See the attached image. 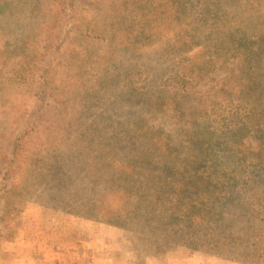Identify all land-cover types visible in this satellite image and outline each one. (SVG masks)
Returning <instances> with one entry per match:
<instances>
[{
  "label": "rangeland",
  "instance_id": "1",
  "mask_svg": "<svg viewBox=\"0 0 264 264\" xmlns=\"http://www.w3.org/2000/svg\"><path fill=\"white\" fill-rule=\"evenodd\" d=\"M188 1L185 22H179L188 29L187 23L193 21L195 28L180 32L178 19L163 21L160 16L165 1L0 0V164L24 115L37 109L35 83L48 82L51 87L46 103L39 107L42 122L36 140L17 161L10 178L11 194L0 205V264H243L191 249L181 233V242L165 240L164 215L154 207L156 203H141L143 214L138 217L124 204L123 194L109 184V177L116 173L107 164L120 157L109 154L106 144L115 141L128 118L142 115L140 109L148 116V124L162 132L156 136H170L164 155L167 162L176 158L174 163L183 165L192 159L189 134L168 115L141 108L143 99H154V84L163 87L171 74L163 50L180 47L182 33L198 37L181 47L196 54L211 23L224 20L226 13L239 16L248 6L243 0ZM59 30L65 47L54 59L47 46L49 37ZM136 36L135 46L123 41ZM116 45L119 55L100 66L102 57ZM207 54L217 56L214 49ZM237 58H227L198 76L190 84L193 99L217 111L227 108L221 98L240 84ZM258 66L264 81V52ZM122 79L125 85L121 86L133 84L138 94L117 86L115 82ZM260 100L262 111L264 94ZM245 120L248 124L249 119ZM262 121L260 113L253 116L249 136L242 140L254 155L264 147ZM48 137L55 139L48 141ZM255 160L257 156L248 161L254 164ZM38 166L41 171L48 168L46 176L36 174ZM120 189L128 191L124 194L128 197L133 193L147 198L154 193L145 183L132 181ZM247 193L264 201L260 188ZM102 214L120 216V226L98 219L105 218Z\"/></svg>",
  "mask_w": 264,
  "mask_h": 264
},
{
  "label": "trees",
  "instance_id": "2",
  "mask_svg": "<svg viewBox=\"0 0 264 264\" xmlns=\"http://www.w3.org/2000/svg\"><path fill=\"white\" fill-rule=\"evenodd\" d=\"M159 1H165L160 13L163 21L178 19L180 32L195 28L193 21L187 23L191 26L188 29L179 22H185V10L191 6L188 0ZM243 1L247 3V11L239 16L226 13L224 20L210 24L208 33L202 37L198 53L190 55L181 48L182 44L193 43L198 38L192 32L180 35V47L164 49L167 54L164 63L172 72L163 87L154 84L153 88L157 91L154 99H143L141 108L151 107L155 112L168 115L176 126L184 129L192 138L194 154L188 164L176 165V158L171 163L164 159L170 148V136H156V132H162L148 124V116L140 109L142 115L128 118L117 130L115 141L106 144L109 154L120 157L118 160L111 159L107 167H114L112 170L116 173L109 177L112 181L109 184L115 185L118 189L116 193L123 194L124 204L130 206L138 217L143 214L141 203H156L154 207L164 215L162 230L164 237H167L165 240L181 242L182 238L178 236L182 235L191 249H204L243 264H264V201L258 202L260 198L247 193L255 187L264 191V147L258 148L257 155H254L256 152L248 144L242 143L249 136L253 116L260 113L264 125V109L259 111L258 107L264 94V81L258 76V63L264 52V0ZM136 37H126L123 41L128 46H135L139 38ZM49 38L47 47L56 55L55 59L65 47L64 36L59 30ZM210 49L216 50L217 56L207 54ZM119 50L118 45L110 48L107 55L102 57L100 66H104L105 59L118 56ZM73 57L77 61V56ZM232 57H238L240 71L236 77L240 84L221 98L227 108L217 111L218 108L198 98L194 100L190 84L198 76L207 74ZM115 83L121 86L124 81L122 79V83ZM121 87L124 92L138 94L133 84ZM35 88L37 109H31L24 115L23 124L12 136L5 152V161L0 164V205L11 194L10 178L15 174L17 161L30 150L42 122V108L39 107L46 103L51 87L48 82H36ZM87 89L86 86L84 90ZM245 118L249 119L248 124ZM54 139L47 138L48 141ZM100 148L104 149L102 146ZM254 156H257V160L252 164L248 160ZM42 168L41 171L40 166L36 167V174L42 172L40 176H46L48 168ZM131 181L152 187L153 195L147 198L134 197L133 193L129 197L124 195L128 191L120 188L122 184L130 185ZM182 187L187 192L181 191ZM114 215L102 214L104 219L97 218L120 226L118 221L121 217H112Z\"/></svg>",
  "mask_w": 264,
  "mask_h": 264
}]
</instances>
